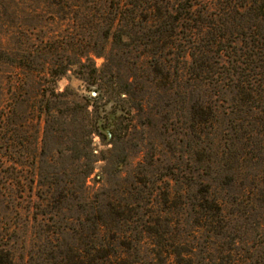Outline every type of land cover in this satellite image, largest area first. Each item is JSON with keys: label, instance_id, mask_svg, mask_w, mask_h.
<instances>
[{"label": "rangeland", "instance_id": "rangeland-1", "mask_svg": "<svg viewBox=\"0 0 264 264\" xmlns=\"http://www.w3.org/2000/svg\"><path fill=\"white\" fill-rule=\"evenodd\" d=\"M41 1L0 0V49L14 48L18 57L31 52L30 68L20 67L17 56L0 52V238L11 240L15 264H48L47 251L69 247V217L83 208L69 205V190L112 202L125 200L127 194H121L129 191L144 215L164 208L168 197L175 205L172 219L185 220L186 184L193 195L210 185L212 194L226 201L224 215L234 214L229 223L240 240L234 248H251L244 256L252 258L245 264H264V139L248 138L255 120L236 121L240 116L231 115L234 107L227 97H213L209 101L221 107L219 114L193 133L182 95L169 97L159 77L139 73L132 99L108 95L95 105L99 121L115 124L121 138L92 136L90 143L83 118L57 106L50 92L54 87L79 102L95 96V87L69 72L53 86L44 76V63L53 56L41 54L40 42L60 40L68 28L66 22L52 20L56 8ZM94 60L97 67L103 63ZM47 108L51 117L46 120L41 112ZM230 138L236 148L223 149ZM90 165L93 173L84 180ZM56 192L68 197L60 205L49 199ZM200 234L196 239L207 246L208 236Z\"/></svg>", "mask_w": 264, "mask_h": 264}, {"label": "trees", "instance_id": "trees-1", "mask_svg": "<svg viewBox=\"0 0 264 264\" xmlns=\"http://www.w3.org/2000/svg\"><path fill=\"white\" fill-rule=\"evenodd\" d=\"M40 3L56 8L52 20L66 22L68 28L60 40L40 42L41 54L53 56L44 63V76L50 78L53 86L69 72L95 87V96L80 98L79 102L64 92H56L54 87L50 92L57 106L68 108L71 116L83 118L90 143L92 136L101 141L121 138L115 124L107 119L104 123L99 121L95 105L108 95L132 99L139 73L153 75L154 80L159 77L169 97L175 92L182 95L192 123L188 130L193 133L209 125L219 114L221 107L210 103L213 97L226 96L234 107L231 115L240 116L236 121L245 117L255 120L256 128L249 132L248 138L264 139V119L260 117L264 116V0H42ZM1 51L17 56L14 48ZM30 55L28 50L24 56H17L20 67L30 68ZM94 58H102L103 63L97 67ZM213 91H217V96ZM46 103L49 105L50 100ZM41 114L46 120L51 117L49 108ZM224 141L223 149L236 148L234 139ZM88 151L91 157L90 146ZM92 173L90 165L84 172V180ZM170 181L179 182L172 178ZM186 187L181 209L185 220L172 219L175 205L168 197L164 198V208L144 215L143 208L132 202L129 191L121 194H127L125 200L120 197L119 202H112L99 196L92 201L85 191L69 190V205L75 203L83 208L74 210L69 217L73 222V227H69V247L47 251L49 258L45 261L48 264L249 261L252 257L244 255L250 247L246 251L234 248L239 238L232 233L234 228L229 223L234 214L224 215L226 201L212 194L210 185H204L196 195L191 194L189 184ZM35 197L45 199L37 194ZM66 198L61 192L49 196L57 205ZM135 215L140 217L134 220ZM132 223L137 225L134 229ZM198 232L208 236L207 246L196 239ZM3 239L0 238V264H15L13 244ZM47 244L51 245L49 238Z\"/></svg>", "mask_w": 264, "mask_h": 264}]
</instances>
